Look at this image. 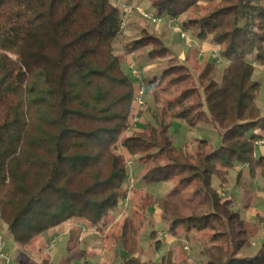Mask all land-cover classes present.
I'll return each instance as SVG.
<instances>
[{
	"label": "trees",
	"instance_id": "16d2710c",
	"mask_svg": "<svg viewBox=\"0 0 264 264\" xmlns=\"http://www.w3.org/2000/svg\"><path fill=\"white\" fill-rule=\"evenodd\" d=\"M150 3L156 16H185L183 28L220 51L197 63L195 72L162 37L142 27L125 43V54L148 48L150 59L174 63L147 80L156 107L152 120L135 129L137 85L115 49L123 7L112 0H0V219L24 251L74 219L103 231L130 197L127 156L137 155L144 179H177L173 196L196 186L193 195L205 212L170 217L169 231L188 236L213 230L202 251L205 264H264V237L256 253L246 252L254 230L233 199L212 184L214 177L227 184L238 166L264 178V154L257 156L255 147L264 137L261 83L253 78V62L264 63V0ZM221 59L226 63L220 72ZM175 118L220 128L222 143L213 148L202 139L190 149L177 148L170 134ZM150 205L138 209L142 219L138 211L123 218L122 264H174L170 251L161 261L140 257Z\"/></svg>",
	"mask_w": 264,
	"mask_h": 264
},
{
	"label": "rangeland",
	"instance_id": "374dc122",
	"mask_svg": "<svg viewBox=\"0 0 264 264\" xmlns=\"http://www.w3.org/2000/svg\"><path fill=\"white\" fill-rule=\"evenodd\" d=\"M112 1L120 7H123L124 4H132V8H129L125 16L126 26L115 45L116 53L123 55L122 64L126 70H128L129 62L133 61L142 68L146 65L144 75L147 80L156 79L165 67L174 63L168 58L150 59L147 55L148 48L125 54V43L137 38L142 27H146L162 37L177 57H181L182 51L189 55L191 50H194L192 56L183 61L189 63L195 72L199 71L197 63H203L207 59L218 56L220 51L218 48L208 49L203 56L197 54L195 50H199L200 40L191 30L183 28L182 21L185 16L178 19L164 16L159 23H153L145 16L146 13L155 14L150 0H137L132 3L128 0ZM129 26L130 29H128ZM181 32H185L189 39L183 38ZM225 63L223 59L220 60V72ZM253 78L261 83L257 102L262 114H264V68L255 66ZM169 96V93L165 95L166 98ZM146 101L147 108L141 109L142 118L144 115V120L149 121L152 120V112L156 107V102L149 90H147ZM143 123L139 121L134 125V128L141 127ZM170 123V134L177 148L190 149L202 139L208 140L213 148L222 143V130L213 125L199 123L196 126H191L186 120L178 118L170 120ZM260 146H255L257 156L262 155ZM127 163L129 177L126 186L130 191V197L123 200L119 208L111 213L108 227H105L103 231H98L89 222L80 219L63 223L34 240L26 251L17 249L19 251H17V256H20L17 257L16 252L14 262L10 261V264H122L124 259L122 255L125 253H121L118 236L121 233L123 218L150 203L147 221L140 233L141 259L161 261L162 257L170 251L169 254L174 264H205V256L202 251L209 244L213 230H194L188 236L181 229L178 230V234L169 231L170 221L174 216L205 212L204 207L199 204V198L193 195L196 186L191 185L178 195L173 196L172 191L176 187L177 179L165 182L144 179L143 165L139 162L137 155L127 156ZM241 169L243 172L239 177ZM212 184L224 193L225 197L233 199V206L241 211L248 227L252 231L254 230L250 237L252 246H249L246 252L256 253L261 247L264 237V222L260 220V215L257 213H264V178L259 172L252 176L248 167L238 166L230 170L227 184L221 186L216 177L213 178ZM147 193L153 198L146 195ZM167 197L171 198L169 203L167 202L170 207L169 211H165L164 200ZM137 214V220L142 219V213L138 211ZM143 216H145L144 213ZM1 224L2 229L0 231L8 240V250L13 251L12 248L17 244L14 239L10 238L8 227L2 220ZM73 225L75 227L69 229ZM152 231L156 232L155 238L151 237ZM54 239V245L50 246ZM156 240H160L159 248ZM1 261L0 259V264H2Z\"/></svg>",
	"mask_w": 264,
	"mask_h": 264
},
{
	"label": "built area",
	"instance_id": "2783aa9c",
	"mask_svg": "<svg viewBox=\"0 0 264 264\" xmlns=\"http://www.w3.org/2000/svg\"><path fill=\"white\" fill-rule=\"evenodd\" d=\"M129 8L131 9V5L124 4L123 5V21L121 24V29L120 33H122L124 27L126 26L125 22V16L127 15V12L129 11ZM145 16L150 19L153 23H159L162 20L161 16H156L155 14H145ZM181 36L183 38L189 39L187 34L185 32H181ZM199 54H203V51H200ZM254 67L255 66H261L264 68V63H260L257 61L253 62ZM128 70L134 79L136 85H137V92L135 96V104H134V111H133V118H132V124L135 125L139 121H141L142 118V111L141 109H144L145 107L147 108V101H146V95H147V90H148V84H147V79L144 75V70L145 68H142L140 65L136 64L135 62L131 61L128 64ZM255 145H264V137L258 139L255 142ZM129 161V160H128ZM131 163V161H129ZM223 196L224 193L221 192ZM5 244L6 241L4 237L0 234V257L4 260L5 264H9L11 261L10 255L5 251Z\"/></svg>",
	"mask_w": 264,
	"mask_h": 264
},
{
	"label": "crops",
	"instance_id": "0c3cea01",
	"mask_svg": "<svg viewBox=\"0 0 264 264\" xmlns=\"http://www.w3.org/2000/svg\"><path fill=\"white\" fill-rule=\"evenodd\" d=\"M120 2V1H119ZM132 3V2H131ZM128 29H130V26L128 27ZM123 35H124V33H123ZM122 35V36H123ZM121 37V36H120ZM116 45V44H115ZM168 45V44H167ZM198 48H199V50H195V51H197V54H199V52L200 51H203V54H199V56H203L205 53L204 52H206L208 49L209 50H213V49H220L219 48V46L217 45V44H215V43H213L211 40H209V39H206V40H200V42H199V46H198ZM193 51L194 50H191V53L189 54V55H187L184 51H182L181 52V57H178L180 60H186V59H188V58H190L191 56H192V53H193ZM206 55H207V53H206ZM205 55V56H206ZM207 57V56H206ZM208 60V59H207ZM189 62V61H188ZM144 68H146V65H144L143 66ZM142 122H144V121H146V120H144V115H143V118H142V120H141ZM140 121V122H141ZM137 128H139L138 126L135 128V129H137ZM261 147V154H264V145H261L260 146ZM259 215H264V213H259V212H257ZM75 226L73 225V226H71L69 229H71V228H74ZM0 229H2V224H1V219H0ZM0 234L4 237V239H5V241H6V249H5V251L10 255V257H11V262L13 263L14 261V258H15V253L18 251L17 249H19V247L18 246H14L13 248H12V250L13 251H9L8 250V240L6 239V237H5V235H4V233H1V231H0ZM11 238V237H10ZM13 239V238H12ZM54 242H55V239H54V241H51V243H50V246H53L54 245ZM13 252H14V255H13ZM19 252V251H18ZM18 252H17V254H16V256L18 255ZM20 256V255H19ZM19 256H17V257H19ZM0 259L2 260L1 262H2V264H5V262H4V260L0 257ZM10 262V263H11ZM9 263V264H10Z\"/></svg>",
	"mask_w": 264,
	"mask_h": 264
}]
</instances>
